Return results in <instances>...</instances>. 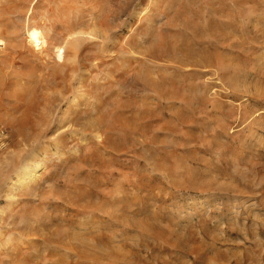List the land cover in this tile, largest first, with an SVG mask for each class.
<instances>
[{
    "label": "rangeland",
    "instance_id": "rangeland-1",
    "mask_svg": "<svg viewBox=\"0 0 264 264\" xmlns=\"http://www.w3.org/2000/svg\"><path fill=\"white\" fill-rule=\"evenodd\" d=\"M0 264H264V0H0Z\"/></svg>",
    "mask_w": 264,
    "mask_h": 264
},
{
    "label": "bare ground",
    "instance_id": "bare-ground-1",
    "mask_svg": "<svg viewBox=\"0 0 264 264\" xmlns=\"http://www.w3.org/2000/svg\"><path fill=\"white\" fill-rule=\"evenodd\" d=\"M28 162L29 161L27 162L25 161L17 170V176L19 178L18 181L21 182L22 184H24L27 181V179H30L31 177H33L34 170L35 168L38 167L37 164L35 165L33 164L34 166H32V165H29Z\"/></svg>",
    "mask_w": 264,
    "mask_h": 264
}]
</instances>
